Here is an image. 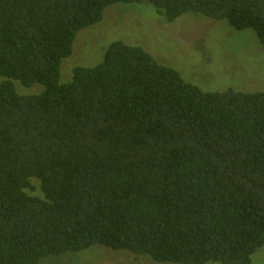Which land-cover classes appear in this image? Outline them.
Segmentation results:
<instances>
[{
  "label": "trees",
  "instance_id": "obj_1",
  "mask_svg": "<svg viewBox=\"0 0 264 264\" xmlns=\"http://www.w3.org/2000/svg\"><path fill=\"white\" fill-rule=\"evenodd\" d=\"M116 5L226 21L264 49V0H0V264L91 249L253 264L264 91L203 92L123 42L62 83L78 34ZM14 82L43 91L19 94Z\"/></svg>",
  "mask_w": 264,
  "mask_h": 264
},
{
  "label": "rangeland",
  "instance_id": "obj_2",
  "mask_svg": "<svg viewBox=\"0 0 264 264\" xmlns=\"http://www.w3.org/2000/svg\"><path fill=\"white\" fill-rule=\"evenodd\" d=\"M215 22L185 14L171 23L149 5L109 7L98 25L78 34L72 56L63 60L61 82H70L76 67L99 65L110 44L123 42L143 48L203 92H221L230 88L246 93L264 91V49L256 33L252 30L235 31L226 21ZM14 83L19 94L32 95L43 91L39 85L25 88ZM40 264L158 263L147 256L91 249L82 254L50 257ZM253 264H264V247L254 255Z\"/></svg>",
  "mask_w": 264,
  "mask_h": 264
}]
</instances>
